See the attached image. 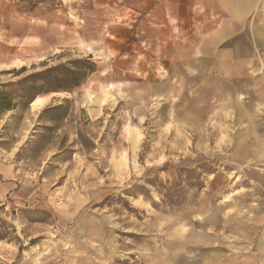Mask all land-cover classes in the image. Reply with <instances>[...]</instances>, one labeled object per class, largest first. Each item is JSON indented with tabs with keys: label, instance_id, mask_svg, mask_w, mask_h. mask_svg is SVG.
<instances>
[{
	"label": "rangeland",
	"instance_id": "374dc122",
	"mask_svg": "<svg viewBox=\"0 0 264 264\" xmlns=\"http://www.w3.org/2000/svg\"><path fill=\"white\" fill-rule=\"evenodd\" d=\"M162 4L0 0V264H264L263 55Z\"/></svg>",
	"mask_w": 264,
	"mask_h": 264
},
{
	"label": "crops",
	"instance_id": "0c3cea01",
	"mask_svg": "<svg viewBox=\"0 0 264 264\" xmlns=\"http://www.w3.org/2000/svg\"><path fill=\"white\" fill-rule=\"evenodd\" d=\"M168 18L178 17L179 8L196 19L193 27L209 26L204 34L212 47L231 41L233 75L241 67H253L261 54L264 60V0H159ZM261 51L257 55L256 51ZM256 67V66H255ZM237 68V70H236ZM255 69V68H254ZM249 71V68H248ZM253 72V71H252Z\"/></svg>",
	"mask_w": 264,
	"mask_h": 264
},
{
	"label": "trees",
	"instance_id": "16d2710c",
	"mask_svg": "<svg viewBox=\"0 0 264 264\" xmlns=\"http://www.w3.org/2000/svg\"><path fill=\"white\" fill-rule=\"evenodd\" d=\"M61 66H54V67H49L46 68L42 71H38V72H33L30 73L20 79H18V81L16 82H9V83H1L0 84V111H6V110H10L13 108H21L24 109L26 108L37 96V91H35V87H36V82L39 80H44L42 75L44 73H48L51 71H61L59 70ZM20 70H25L24 67H22ZM87 70L88 72H92L94 71V67H90L89 69H84V71L82 73H77L73 68L68 67L67 69H65V74L71 76L72 80L74 79V81L72 82V84L67 87L68 90L79 86L82 83V80L86 77L87 75ZM76 74L77 77H74ZM26 82H30V86L28 89H25V93L23 95H17V99L19 98L21 101L17 102V103H13V100L16 99V97H14L16 95V91L14 89H12V87H19L20 91H23L22 85ZM9 89H6V88ZM58 108H60L61 106H57ZM56 107V108H57ZM39 118H42V114L39 115Z\"/></svg>",
	"mask_w": 264,
	"mask_h": 264
},
{
	"label": "bare ground",
	"instance_id": "6f19581e",
	"mask_svg": "<svg viewBox=\"0 0 264 264\" xmlns=\"http://www.w3.org/2000/svg\"><path fill=\"white\" fill-rule=\"evenodd\" d=\"M35 102V101H34Z\"/></svg>",
	"mask_w": 264,
	"mask_h": 264
}]
</instances>
